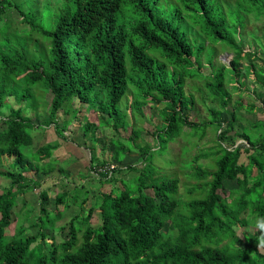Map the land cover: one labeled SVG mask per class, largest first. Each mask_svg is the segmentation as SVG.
Wrapping results in <instances>:
<instances>
[{
    "label": "trees",
    "instance_id": "obj_1",
    "mask_svg": "<svg viewBox=\"0 0 264 264\" xmlns=\"http://www.w3.org/2000/svg\"><path fill=\"white\" fill-rule=\"evenodd\" d=\"M250 18L264 21V0H0V110H9L1 119L0 165L10 162L0 171L10 181L0 193V264H264L253 230L264 217V121L237 133L238 111L253 114L256 107L239 98L230 105L226 88L240 91L249 77L264 88V29L261 35L257 28L248 30ZM246 36L260 50H244ZM219 48L233 54L230 66L214 63ZM205 50L210 74L203 88L209 94L202 102L216 106H208V122H191L187 115L196 99L186 94L185 80L202 77ZM161 103L162 126L153 135L164 147L181 134L201 137L207 128L214 130L215 145L187 163L196 182L185 199L178 196V178L158 175L162 164L148 163L151 150L137 147L140 133L132 129L129 140L141 153L142 166L127 167L138 175L118 194L76 188L59 193L50 214L47 193L41 192L35 223L13 218L18 197L40 185L24 173H48L56 149L34 151L29 129L53 126L63 138L69 121H58L59 112L70 116L84 107L95 111L98 126L117 132L130 125L121 115L132 116L133 110L142 115L144 106ZM39 106L47 116L38 126L31 113ZM186 126L190 131H183ZM94 127L82 125L85 133ZM233 135L247 147L224 146ZM111 144L117 161L126 146L119 147V139ZM92 151L90 167L97 164ZM201 159H209L210 167L198 164ZM49 160L48 167L41 164ZM97 175L108 180L112 171ZM226 181L235 188L224 190ZM73 205L78 212L56 226ZM96 210L99 222L93 227ZM31 212L25 210L24 217ZM166 224L170 236L163 232ZM30 227L34 234L27 233ZM237 229H244L242 238ZM66 230L60 241L52 234Z\"/></svg>",
    "mask_w": 264,
    "mask_h": 264
},
{
    "label": "rangeland",
    "instance_id": "obj_2",
    "mask_svg": "<svg viewBox=\"0 0 264 264\" xmlns=\"http://www.w3.org/2000/svg\"><path fill=\"white\" fill-rule=\"evenodd\" d=\"M39 1L41 2L42 0ZM12 16L14 17V20L19 22L20 18L17 16L15 11L12 12ZM18 27L22 29L23 25L20 24ZM247 28L251 31H253L254 28H257L259 30L258 35H261L262 29H264V21L260 22L250 18ZM241 43L244 45L243 48L246 51L251 49L260 50L259 45L256 42H253V39L249 36H246V38H244ZM208 50L203 52L204 58H201L203 66L200 71V76L202 77L194 79L188 78L185 80L184 90L186 94H192L196 99L194 110L189 112L187 115L188 120L191 122H208V106L215 104L209 99H206L205 103L202 102V96L204 97V95H206V98H208L209 94L206 89L203 88V79H205V77L210 74V68L205 61L208 60V57L210 56ZM216 56L217 58L214 63L220 62L221 64L230 66V62L233 57L232 53L219 48ZM257 56L259 58H263L260 51L257 53ZM245 81L246 85L240 91L232 89L231 85H226V88L229 89L231 93L230 105L239 98L244 105L253 104L256 107V111L253 114L246 113V111L243 109L238 111L240 120L235 125V130L237 133H241L243 127L251 128V126L255 124L256 121H264V88L254 84L251 77H249V79H245ZM50 96L51 95L49 93L44 94V101L48 103L50 101ZM125 103H127L126 99L124 102L122 101L120 104H118L120 111L125 109ZM10 106L17 108V104H15V102H11ZM214 106H216V104ZM163 107L164 105L162 103L154 105L149 104L144 106L142 115H137L135 110H133L132 116L129 114V112L124 114L125 118H123V115H121V120H125L127 123L130 122V125L127 126L126 130L120 128L117 132H115L111 127L98 126L97 115L95 111L89 108L84 109V107L80 108V113L73 114L72 112L70 116L63 114L62 111L59 112L57 115L58 121H69L63 134V138L56 134L53 126H40V128L37 127L34 130L29 129L28 133L32 137L31 148L34 151L38 147L42 146L56 145V149L53 151V156L51 158L53 162H51V165L48 164L50 163V160L41 163L47 167L50 165L49 167H51V169L48 171V173H24L26 177L34 179L35 183H39L40 185L39 187L25 192L23 195L18 197V204L16 208H14V213L12 214L13 218L17 220L22 218V220L26 221V225L35 223L39 215L41 192L47 193L48 202L46 208L50 214L54 212V199L59 193H73L75 191L74 189L84 187L91 194L97 193L99 191L113 192L114 194H118L120 190H122L124 184H129L138 175L137 172L130 171L127 169V167L136 166V168H138L142 166L140 165V163H142L140 162L141 153L132 145L131 140H129L132 129L140 133V135H138L139 139H137L135 142L137 147L141 149L144 148V146H147L150 148L149 150H151L147 153L148 163L151 160V162H155L154 165L156 166L162 164V166H160L161 169L158 171V175L178 178V196L181 199H185L184 197L188 195V190L196 182V179L192 174V169L186 167L188 166L187 163H191V161H193L192 158L202 150L209 151L210 147L215 145L214 130L212 127L207 128L205 130V134H203L201 137L181 134L178 138L174 139L169 144H167L166 147H164L163 144L158 142L156 136L154 137L153 135L156 129H160L162 126L164 114L160 113L163 110ZM36 113V115L34 112L31 113V119L34 124L38 126L40 124L42 125V122L47 116L46 110L42 106H39L36 110ZM8 115L9 110L7 108H2L0 110L1 128L3 127L1 119ZM224 116L227 117L226 115ZM107 121L112 123L111 119L109 118H107ZM86 122L95 123V127L88 133H85L84 129H82V125H84ZM224 127L225 125L222 127V129H224ZM183 131L187 132L190 131V129L186 126L184 127ZM92 132L94 133L93 137ZM197 133L199 134L200 131H197ZM116 139H119V144H122L119 147L126 146L127 150L126 152L123 151L124 149L119 150L120 158L117 161L112 158L113 145L111 144V140ZM223 145L228 148L235 146L243 148L246 146V142L241 139L240 136L233 135L227 141L223 142ZM91 149H93L92 153L95 157L93 163L97 162V164L92 167H90ZM244 159L245 154H242L240 162ZM9 164L10 162L7 164L6 161H4L3 165H0V171L5 172ZM198 164H201V166L204 168L210 167V160L201 159ZM107 170L112 171V177L110 179L108 178V180H104L103 177L97 175V173L104 175ZM9 184L10 181L8 179L0 176V193L8 189ZM223 187L224 190L229 192L228 190L235 188V183L226 181L224 182ZM23 202L25 205H23ZM77 208L78 207L76 205H73L67 209L63 218L56 222V226L65 225L70 220V218H72L78 212ZM27 209H32V212L28 218H25L24 212ZM85 209H87V205L85 206ZM18 213L21 215L20 217L17 216ZM97 213L98 211L96 210L91 219V224L93 227H96L99 222ZM14 226L15 222L10 226L9 233L12 234ZM248 229L252 230L253 227L245 228V230ZM243 230L244 229L236 230L239 238H242ZM253 230H255V234L258 233L256 227ZM34 232H36V228L30 227V229L27 230L28 234H34ZM66 232L67 230L65 233H60L59 235L55 233L52 234L53 236H56V240L60 241L61 239L65 238ZM163 232L166 236L171 235V228L168 226V224L165 225ZM260 252L264 254V250L260 249Z\"/></svg>",
    "mask_w": 264,
    "mask_h": 264
},
{
    "label": "clouds",
    "instance_id": "obj_3",
    "mask_svg": "<svg viewBox=\"0 0 264 264\" xmlns=\"http://www.w3.org/2000/svg\"><path fill=\"white\" fill-rule=\"evenodd\" d=\"M140 2H142V0H140ZM255 227L259 233L256 246L258 249L264 250V217H258L256 219Z\"/></svg>",
    "mask_w": 264,
    "mask_h": 264
},
{
    "label": "built area",
    "instance_id": "obj_4",
    "mask_svg": "<svg viewBox=\"0 0 264 264\" xmlns=\"http://www.w3.org/2000/svg\"><path fill=\"white\" fill-rule=\"evenodd\" d=\"M111 168H113V167H111Z\"/></svg>",
    "mask_w": 264,
    "mask_h": 264
}]
</instances>
